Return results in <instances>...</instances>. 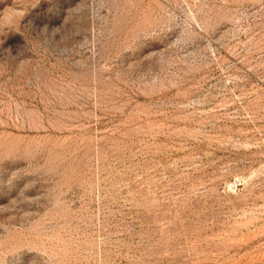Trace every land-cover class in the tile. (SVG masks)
Listing matches in <instances>:
<instances>
[{"label":"rangeland","instance_id":"374dc122","mask_svg":"<svg viewBox=\"0 0 264 264\" xmlns=\"http://www.w3.org/2000/svg\"><path fill=\"white\" fill-rule=\"evenodd\" d=\"M0 264H264V0H0Z\"/></svg>","mask_w":264,"mask_h":264}]
</instances>
